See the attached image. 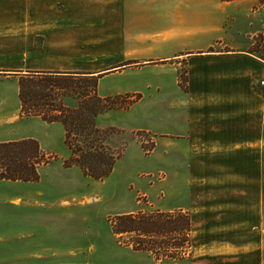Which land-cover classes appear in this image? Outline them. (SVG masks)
<instances>
[{
	"label": "rangeland",
	"instance_id": "1",
	"mask_svg": "<svg viewBox=\"0 0 264 264\" xmlns=\"http://www.w3.org/2000/svg\"><path fill=\"white\" fill-rule=\"evenodd\" d=\"M4 37L0 30V66L27 61L25 40L21 59ZM250 42L264 59L262 33ZM168 62L139 72L147 80L139 89L107 95L122 105L96 119L118 155L102 178L64 164L70 152L61 123L22 115L17 77L0 73V141L34 138L47 160L37 181L0 179V264H264V139L236 153L198 152L179 132V105L190 100L187 65ZM189 203L205 209L196 215L198 235ZM146 214L157 217L155 232H113L125 228L122 216ZM178 214L189 230L173 229Z\"/></svg>",
	"mask_w": 264,
	"mask_h": 264
},
{
	"label": "crops",
	"instance_id": "2",
	"mask_svg": "<svg viewBox=\"0 0 264 264\" xmlns=\"http://www.w3.org/2000/svg\"><path fill=\"white\" fill-rule=\"evenodd\" d=\"M0 30L12 40L14 57L24 59L22 40L27 47V61L0 66L6 76L101 74L103 96L137 90L147 81L139 74L145 68L184 59L190 96L179 105L184 140L214 156L264 139V87L254 84L264 78V59L249 51L252 36H264L258 0H0ZM187 206L198 235L196 215L205 209Z\"/></svg>",
	"mask_w": 264,
	"mask_h": 264
},
{
	"label": "trees",
	"instance_id": "3",
	"mask_svg": "<svg viewBox=\"0 0 264 264\" xmlns=\"http://www.w3.org/2000/svg\"><path fill=\"white\" fill-rule=\"evenodd\" d=\"M258 2L264 9V0ZM100 76L101 74L91 73L27 71L17 77L20 113L40 117L47 122L61 123L63 140L70 152L64 164L76 165L94 178L107 176L118 158V155L107 149L105 140L108 132L97 126L96 119L110 108L122 105L116 100L117 96H103L98 93ZM67 98L74 99L75 104L67 103ZM45 158L39 142L34 138L0 141V179L37 181L40 165L47 162ZM156 218L150 214L138 219L124 215L120 219L127 220L125 228L115 225L112 227L113 232L153 233L159 228ZM167 218L171 222V217ZM174 219L181 220V224L173 229L180 232L189 230V219L186 215L178 214Z\"/></svg>",
	"mask_w": 264,
	"mask_h": 264
},
{
	"label": "built area",
	"instance_id": "4",
	"mask_svg": "<svg viewBox=\"0 0 264 264\" xmlns=\"http://www.w3.org/2000/svg\"><path fill=\"white\" fill-rule=\"evenodd\" d=\"M257 84L261 87H264V78L258 80Z\"/></svg>",
	"mask_w": 264,
	"mask_h": 264
},
{
	"label": "water",
	"instance_id": "5",
	"mask_svg": "<svg viewBox=\"0 0 264 264\" xmlns=\"http://www.w3.org/2000/svg\"><path fill=\"white\" fill-rule=\"evenodd\" d=\"M0 73H2V72H0Z\"/></svg>",
	"mask_w": 264,
	"mask_h": 264
}]
</instances>
